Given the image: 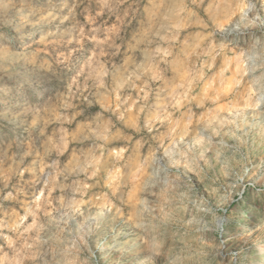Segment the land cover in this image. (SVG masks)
I'll return each mask as SVG.
<instances>
[{
    "label": "rangeland",
    "instance_id": "rangeland-1",
    "mask_svg": "<svg viewBox=\"0 0 264 264\" xmlns=\"http://www.w3.org/2000/svg\"><path fill=\"white\" fill-rule=\"evenodd\" d=\"M263 103L264 0H0V264H264Z\"/></svg>",
    "mask_w": 264,
    "mask_h": 264
},
{
    "label": "bare ground",
    "instance_id": "bare-ground-1",
    "mask_svg": "<svg viewBox=\"0 0 264 264\" xmlns=\"http://www.w3.org/2000/svg\"><path fill=\"white\" fill-rule=\"evenodd\" d=\"M232 43H233V41H232ZM237 60H238V62L241 61L240 58H238ZM257 114L261 117H264V103L259 106V111L257 112ZM221 224H222V221L218 220L217 225L220 226Z\"/></svg>",
    "mask_w": 264,
    "mask_h": 264
}]
</instances>
